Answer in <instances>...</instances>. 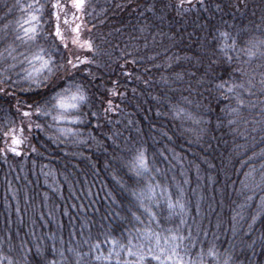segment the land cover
Masks as SVG:
<instances>
[{
  "label": "trees",
  "instance_id": "trees-1",
  "mask_svg": "<svg viewBox=\"0 0 264 264\" xmlns=\"http://www.w3.org/2000/svg\"><path fill=\"white\" fill-rule=\"evenodd\" d=\"M30 2L0 0V264H155L157 234L195 264H264V0H37L25 40ZM77 85L78 119L28 108Z\"/></svg>",
  "mask_w": 264,
  "mask_h": 264
},
{
  "label": "snow or ice",
  "instance_id": "snow-or-ice-1",
  "mask_svg": "<svg viewBox=\"0 0 264 264\" xmlns=\"http://www.w3.org/2000/svg\"><path fill=\"white\" fill-rule=\"evenodd\" d=\"M85 2L86 0H69V3L71 4V6L76 9V10H81L84 8L85 6ZM181 3H183V0H181ZM25 9H30L32 11L28 12V17L30 19V21H33L35 23L30 24L29 27L24 28L22 30V34L25 40H30V39H34L36 37V32H37V28H36V24L39 22L37 20V15L33 14V11L38 10L39 8H42V5H39L37 0H31L30 3H26L22 6ZM53 8H64L66 7V5L61 4L60 0H54V3L52 4ZM53 15H56L57 20H59V16L54 12ZM29 19L25 20V23L28 24L29 23ZM65 23H68L67 18L65 19ZM73 32L76 33L75 38H73L72 43L73 44H79L81 47H86L91 49L92 45L90 43V41L88 40H80L79 38V33H80V25H76L75 28L72 29ZM55 37L60 39V40H64V36L62 35V30L59 27V25H57L55 33H54ZM20 37H17V39H19ZM219 39H220V43L217 45L218 48H220L222 51L226 50V49H234L236 47L237 44V40L238 38L235 36H231L229 33L227 32H221L219 34ZM231 40V44L225 43V41ZM67 46V45H65ZM226 51H225V55H226ZM249 55H252L251 50L248 51ZM45 53H44V49H38V54H35L32 56V60L36 61L39 63L40 67L39 68H34L33 71L34 72H38L41 69H47L48 71H51V67H50V60L51 57L48 56V59H45ZM85 60H87V57H85ZM77 62L79 63V58H77ZM67 63L69 65L72 64L71 60H68ZM28 78L32 79V75L31 73L28 74ZM34 84L39 85L40 81L38 79L33 81ZM4 89H0V92H3ZM229 91H231V89H229ZM85 100V95L82 91V89L77 85L75 90H71L70 88H63L60 91L54 93L53 97H52V101H32L31 103L28 104V108L29 109H34L35 113L37 115L40 114H47V111H56L57 115H56V119L58 120H65V119H78V117H73L71 116V112L73 110H77L80 107L81 102H83ZM17 103L19 104L20 101H17ZM109 104H111V101L108 102ZM240 103H243V101H240ZM18 112H21V115L24 117H31L32 112L31 111H21V109H17ZM29 127H31V124H29ZM37 127H40V125H37ZM22 131V130H21ZM3 135L5 136V138L7 139L9 136H11V144L9 145L10 150L14 153L19 154L18 152V148L16 147L17 145L22 143V140L19 138V136L16 134L14 129H9L8 131H5L3 133ZM2 150V149H0ZM134 167H136V174L140 175V170L141 169H146L147 165L145 162V157L143 155V153H139L137 156V161H136V165H134ZM135 194V193H134ZM141 199H143V197H141ZM141 207H143V204H141ZM169 207H172V205L170 204ZM136 214L133 213V216H135ZM173 239H179L182 240L183 237H173ZM165 244H168V240L165 239ZM113 244L116 243L115 240L112 241ZM100 246V242L97 241L92 247L93 248H99ZM156 246H157V251H152L151 249L147 250V256L151 258V261H154L155 264H195L194 261H185L183 259V256L181 255V253L178 251L179 248V244L177 243L174 246H171L170 248H165V247H160V240H159V234H157V242H156ZM121 248L124 247V245H120ZM129 253H132L131 247H129ZM209 254H213L212 250L209 249ZM77 255H79V253H77ZM111 255V254H110ZM95 259H99L100 257H94ZM108 257H106L107 259ZM145 257L144 256H140V261H144ZM51 264H55V261H52ZM119 264V261H118Z\"/></svg>",
  "mask_w": 264,
  "mask_h": 264
},
{
  "label": "rangeland",
  "instance_id": "rangeland-1",
  "mask_svg": "<svg viewBox=\"0 0 264 264\" xmlns=\"http://www.w3.org/2000/svg\"><path fill=\"white\" fill-rule=\"evenodd\" d=\"M33 63H34V62H33ZM34 68H38V67H37V66L33 67V68L31 69L32 72H34V71H33ZM42 70H43V69H41V70L38 71V72H35V73L37 74L36 76H38L39 74H41V73H42Z\"/></svg>",
  "mask_w": 264,
  "mask_h": 264
}]
</instances>
